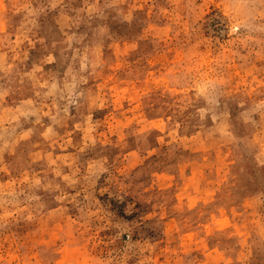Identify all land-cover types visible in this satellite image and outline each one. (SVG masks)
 I'll list each match as a JSON object with an SVG mask.
<instances>
[{"label":"rangeland","instance_id":"1","mask_svg":"<svg viewBox=\"0 0 264 264\" xmlns=\"http://www.w3.org/2000/svg\"><path fill=\"white\" fill-rule=\"evenodd\" d=\"M0 264H264V0H0Z\"/></svg>","mask_w":264,"mask_h":264}]
</instances>
